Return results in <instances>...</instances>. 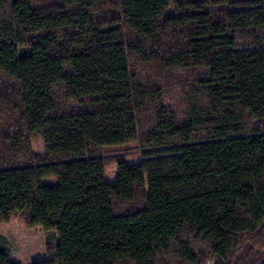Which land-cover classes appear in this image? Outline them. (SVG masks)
Returning <instances> with one entry per match:
<instances>
[{"label": "trees", "instance_id": "trees-1", "mask_svg": "<svg viewBox=\"0 0 264 264\" xmlns=\"http://www.w3.org/2000/svg\"><path fill=\"white\" fill-rule=\"evenodd\" d=\"M16 216L33 264H264V0H0Z\"/></svg>", "mask_w": 264, "mask_h": 264}, {"label": "rangeland", "instance_id": "rangeland-1", "mask_svg": "<svg viewBox=\"0 0 264 264\" xmlns=\"http://www.w3.org/2000/svg\"><path fill=\"white\" fill-rule=\"evenodd\" d=\"M32 149L37 155L43 154L45 151L43 140H34ZM132 155L134 157L128 158L129 162H134L140 157L138 153ZM116 177L117 166L109 165L107 167V179L113 183L116 181ZM0 234V247L7 251L15 261L22 264H33L45 258L48 237L41 227L27 228L20 216H16L1 227Z\"/></svg>", "mask_w": 264, "mask_h": 264}]
</instances>
